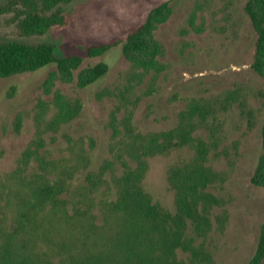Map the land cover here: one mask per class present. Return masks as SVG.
Returning <instances> with one entry per match:
<instances>
[{
  "label": "trees",
  "instance_id": "obj_1",
  "mask_svg": "<svg viewBox=\"0 0 264 264\" xmlns=\"http://www.w3.org/2000/svg\"><path fill=\"white\" fill-rule=\"evenodd\" d=\"M73 1L0 0V14L11 13L23 35L43 34L67 25L64 5ZM244 10L256 34L251 68L264 77V0H246ZM172 11L169 1L160 2L124 38L88 45L87 54L101 55L122 42L123 56L141 73L164 71L163 45L154 33ZM54 46L51 41L0 39V77L55 66L43 80L44 93L51 97L38 100L34 137L14 169L0 174V264H199L211 260L202 245L194 244L196 237L211 231L213 207L221 208L215 216L219 229L228 218L226 200L209 190L225 180L208 163L218 141L211 120L217 104L227 109L238 103L247 116H253L240 90H226L220 99L191 98L179 111L177 123L159 131L135 130V103L120 119L118 107L111 114L110 156L92 169L90 151L83 143L69 138L68 153L53 157L44 135L58 132L82 109L79 98L54 88L56 81L72 82L77 71L76 83L85 87L103 77L108 64L99 61L81 68L80 54L59 56ZM203 129L209 139L199 132ZM261 144L251 182L264 189V124ZM182 149L192 155L178 157L166 169L174 193L175 212H171L152 200L143 181L150 157ZM100 190L106 196L97 209L94 198ZM178 250L190 253L188 261L179 258ZM248 264H264V220Z\"/></svg>",
  "mask_w": 264,
  "mask_h": 264
},
{
  "label": "rangeland",
  "instance_id": "obj_2",
  "mask_svg": "<svg viewBox=\"0 0 264 264\" xmlns=\"http://www.w3.org/2000/svg\"><path fill=\"white\" fill-rule=\"evenodd\" d=\"M163 1L166 0H75L64 5L66 26L31 35L17 30L11 13H1L0 39L51 41L59 56L80 54L81 68L99 61L108 64L105 75L85 87L77 85V71L72 82L56 81L54 88L68 97L79 98L82 109L58 132L44 135L46 148L53 157L68 153L69 138L83 143L90 151L92 169H97L110 156L111 114L118 112V107L120 119L126 108L135 103L132 119L135 130L159 131L177 123L179 111L191 98L220 99L226 90L238 88L253 116H247L238 103L227 109L217 104L216 116L211 120L218 141L209 152L208 163L225 180L209 190L226 200L228 218L219 229L215 216L221 208L213 207L211 231L196 237L194 244L202 245L211 255V260L199 264H248L264 220V189L251 182L262 152L264 77L251 68L256 34L244 10L246 0H167L172 14L154 33L164 49L161 60L166 68L160 73H141L123 56L122 42L101 55L87 54L88 45L124 38L144 21L152 7ZM54 68L50 65L0 77L1 175L14 169L34 137L38 100L51 97L44 93L43 80ZM51 114L50 110L47 117ZM199 132L209 139L206 129ZM190 155L188 149H182L148 159L143 186L154 202L171 212H175L174 193L168 186L166 169L178 157ZM116 172H121L119 165ZM104 196L102 190L95 196L97 209ZM188 234L192 235L191 227ZM177 254L185 261L190 256L181 250Z\"/></svg>",
  "mask_w": 264,
  "mask_h": 264
}]
</instances>
